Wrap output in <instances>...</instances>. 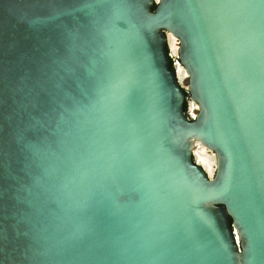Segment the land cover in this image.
Instances as JSON below:
<instances>
[{
    "label": "water",
    "instance_id": "obj_1",
    "mask_svg": "<svg viewBox=\"0 0 264 264\" xmlns=\"http://www.w3.org/2000/svg\"><path fill=\"white\" fill-rule=\"evenodd\" d=\"M0 264H264V0H0Z\"/></svg>",
    "mask_w": 264,
    "mask_h": 264
},
{
    "label": "flooded vegetation",
    "instance_id": "obj_2",
    "mask_svg": "<svg viewBox=\"0 0 264 264\" xmlns=\"http://www.w3.org/2000/svg\"><path fill=\"white\" fill-rule=\"evenodd\" d=\"M169 50H170V54H171V56L175 59V61H176V63H175V65L176 64H179V57H178V54H177V52H176V50L174 49V48H169ZM179 60V61H178ZM180 69L181 70H177V74H178V78H179V80H180V83L183 85V83H182V81H181V79H182V77L183 78H185L186 77V73H185V70L183 69V66L180 64ZM182 73V74H181ZM182 76V77H181ZM188 79V78H187ZM184 86V85H183ZM185 87V86H184ZM186 88V87H185ZM186 102H187V104H188V109H187V114H188V116H191V114H193V112H192V110L194 111V110H197V107H196V104H194V106H193V108L191 109V106H190V102H191V98H190V96H186Z\"/></svg>",
    "mask_w": 264,
    "mask_h": 264
},
{
    "label": "trees",
    "instance_id": "obj_3",
    "mask_svg": "<svg viewBox=\"0 0 264 264\" xmlns=\"http://www.w3.org/2000/svg\"><path fill=\"white\" fill-rule=\"evenodd\" d=\"M155 8H156V4H154V5L152 6V9H153V10H155ZM168 52H169V54H170V50H169V48H168ZM178 61H179V60H178ZM175 63H176L175 59H174V58L171 56V54H170V67H171V69L174 70V71H176V69H175ZM186 96H190V95L186 92ZM187 109H188V104H187V102H185V103H184V111H185L186 115L188 116V114H187Z\"/></svg>",
    "mask_w": 264,
    "mask_h": 264
},
{
    "label": "bare ground",
    "instance_id": "obj_4",
    "mask_svg": "<svg viewBox=\"0 0 264 264\" xmlns=\"http://www.w3.org/2000/svg\"><path fill=\"white\" fill-rule=\"evenodd\" d=\"M200 153L202 154L203 163H206V167L210 168L212 164H211V161H209V160H212V158H211L212 155L210 153H208L207 150H202Z\"/></svg>",
    "mask_w": 264,
    "mask_h": 264
},
{
    "label": "rangeland",
    "instance_id": "obj_5",
    "mask_svg": "<svg viewBox=\"0 0 264 264\" xmlns=\"http://www.w3.org/2000/svg\"><path fill=\"white\" fill-rule=\"evenodd\" d=\"M178 42L177 43H175V47H177L178 46ZM182 77V76H181ZM181 81H182V83H183V85L185 86V87H188V79H187V77H185V78H183L182 77V79H181ZM192 112H193V114H196L197 113V110H192Z\"/></svg>",
    "mask_w": 264,
    "mask_h": 264
},
{
    "label": "built area",
    "instance_id": "obj_6",
    "mask_svg": "<svg viewBox=\"0 0 264 264\" xmlns=\"http://www.w3.org/2000/svg\"><path fill=\"white\" fill-rule=\"evenodd\" d=\"M177 48V47H176Z\"/></svg>",
    "mask_w": 264,
    "mask_h": 264
}]
</instances>
